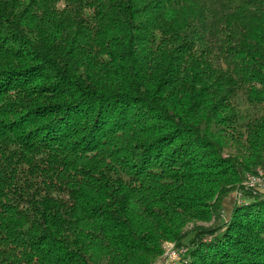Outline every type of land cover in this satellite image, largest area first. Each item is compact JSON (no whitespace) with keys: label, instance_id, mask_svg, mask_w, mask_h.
<instances>
[{"label":"trees","instance_id":"1","mask_svg":"<svg viewBox=\"0 0 264 264\" xmlns=\"http://www.w3.org/2000/svg\"><path fill=\"white\" fill-rule=\"evenodd\" d=\"M258 170L264 0H0V264H264Z\"/></svg>","mask_w":264,"mask_h":264},{"label":"built area","instance_id":"2","mask_svg":"<svg viewBox=\"0 0 264 264\" xmlns=\"http://www.w3.org/2000/svg\"><path fill=\"white\" fill-rule=\"evenodd\" d=\"M243 186L247 189L264 191V170H258L256 173L247 175L243 182ZM241 196V193L237 194L238 198H241ZM164 249L166 264H175L186 252V249H178L173 243H166Z\"/></svg>","mask_w":264,"mask_h":264},{"label":"rangeland","instance_id":"3","mask_svg":"<svg viewBox=\"0 0 264 264\" xmlns=\"http://www.w3.org/2000/svg\"><path fill=\"white\" fill-rule=\"evenodd\" d=\"M238 197L235 193L231 194L227 200V203H226V212H229L230 209L232 208V206L234 205V203L237 201ZM227 214V213H226ZM200 225H203V226H206V227H209L211 224L208 223V224H200ZM166 244V243H165ZM164 244V246H165ZM165 254V253H164ZM156 264H166L165 263V258H164V255L158 260V263Z\"/></svg>","mask_w":264,"mask_h":264}]
</instances>
